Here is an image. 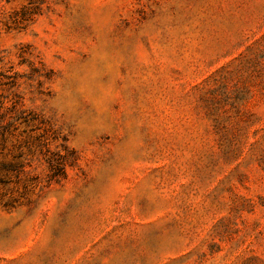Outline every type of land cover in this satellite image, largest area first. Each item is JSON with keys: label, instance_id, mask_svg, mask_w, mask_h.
<instances>
[{"label": "rangeland", "instance_id": "rangeland-1", "mask_svg": "<svg viewBox=\"0 0 264 264\" xmlns=\"http://www.w3.org/2000/svg\"><path fill=\"white\" fill-rule=\"evenodd\" d=\"M0 264H264V0H0Z\"/></svg>", "mask_w": 264, "mask_h": 264}, {"label": "trees", "instance_id": "trees-1", "mask_svg": "<svg viewBox=\"0 0 264 264\" xmlns=\"http://www.w3.org/2000/svg\"><path fill=\"white\" fill-rule=\"evenodd\" d=\"M57 165V164H56ZM60 165H62V164H58V166H60Z\"/></svg>", "mask_w": 264, "mask_h": 264}]
</instances>
